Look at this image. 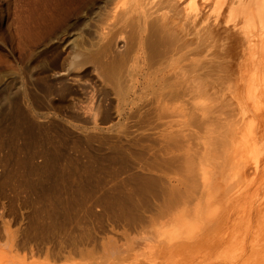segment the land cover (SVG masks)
Instances as JSON below:
<instances>
[{"label":"rangeland","instance_id":"1","mask_svg":"<svg viewBox=\"0 0 264 264\" xmlns=\"http://www.w3.org/2000/svg\"><path fill=\"white\" fill-rule=\"evenodd\" d=\"M0 264H264V0H0Z\"/></svg>","mask_w":264,"mask_h":264}]
</instances>
